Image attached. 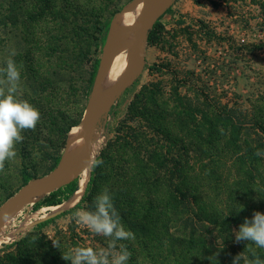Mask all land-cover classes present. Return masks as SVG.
Listing matches in <instances>:
<instances>
[{"label":"rangeland","instance_id":"1","mask_svg":"<svg viewBox=\"0 0 264 264\" xmlns=\"http://www.w3.org/2000/svg\"><path fill=\"white\" fill-rule=\"evenodd\" d=\"M132 1L0 0V95L9 94L3 71L15 50V95L40 113L0 170V208L25 185L24 174L46 175L65 157L112 20ZM143 59L97 126L93 160L100 163L78 209L95 211L96 197L112 194L133 233L121 242L130 264H232L239 254L225 262L217 244L264 258L251 242L235 241L245 218L264 212V156L256 154L264 152V0H176L147 39ZM73 181L23 209L16 223L24 227L0 247V264H71L62 254L76 247L110 250L111 237L75 222L68 211L76 204L32 217ZM188 203L198 220L186 221ZM250 259L244 255L240 264Z\"/></svg>","mask_w":264,"mask_h":264},{"label":"clouds","instance_id":"2","mask_svg":"<svg viewBox=\"0 0 264 264\" xmlns=\"http://www.w3.org/2000/svg\"><path fill=\"white\" fill-rule=\"evenodd\" d=\"M16 52H10V58L6 62L3 71L4 77L10 82L9 94L0 95V170L6 161L16 157L15 145L24 139L21 134L25 129L35 128L40 119V113L27 100L18 99L15 95L21 82V73L16 62ZM258 156H264V152L258 151ZM99 160L87 161L89 168L99 165ZM243 209V205L237 212ZM77 224L86 226L91 232L104 237H111L109 251L98 252L92 247H76L69 255L62 254L64 260H70L71 264H130L132 253L121 242L133 238V233L126 229L121 222L115 208L113 196L108 190H103L96 197V210L88 211L77 209L73 213ZM52 244L61 250V241L51 239ZM235 241H248L251 246L264 250V212L256 211L252 217L245 218L244 222L235 231ZM250 250V249H249ZM241 253L233 258L232 264H240ZM248 264H264V259L253 256Z\"/></svg>","mask_w":264,"mask_h":264},{"label":"water","instance_id":"3","mask_svg":"<svg viewBox=\"0 0 264 264\" xmlns=\"http://www.w3.org/2000/svg\"><path fill=\"white\" fill-rule=\"evenodd\" d=\"M176 0H144L141 19L134 24L137 31V41L131 55L126 64V70L118 82L112 96L96 101L94 89L100 81L104 65L108 58L113 54L115 45L105 48L99 61L98 73L94 79L93 87L90 93L89 102L85 109L81 123L83 129L82 144L76 157L62 161L48 174L36 177L27 182L13 197L8 201L11 202L10 209L0 217V231L3 225L13 217L21 208L31 201L32 194L41 187L53 188L61 184V182L70 174L79 173L87 168V161L92 160L94 135L98 124L103 118H106L110 108L114 105L121 94L134 82L137 75L144 66L143 52L148 34L152 30L158 19L171 8ZM89 168V167H88Z\"/></svg>","mask_w":264,"mask_h":264},{"label":"bare ground","instance_id":"4","mask_svg":"<svg viewBox=\"0 0 264 264\" xmlns=\"http://www.w3.org/2000/svg\"><path fill=\"white\" fill-rule=\"evenodd\" d=\"M143 2L144 0H133L123 9L122 12L116 14L112 20L110 26L111 35L108 38L107 46L109 45L110 47L111 45H115V50L104 65L103 72L105 71V75L103 76L102 73L100 81L94 89L96 101L98 102L112 96L118 82L125 73L128 58L131 55L137 41V31L134 24L141 19ZM82 136L83 129L81 126L76 125L70 128L64 147L65 157L61 158L62 161L72 159L78 155L82 144ZM97 150L98 146L93 144V152L91 155L92 160L96 157ZM89 177L90 169L88 167L79 173L68 175L62 182L73 179L77 180V189L70 196V198L61 205L41 208L38 211L32 212V217H36L38 214H42L47 211H56L58 209L72 207L77 204L85 191ZM49 189L50 188L48 187H41L35 191L31 196V201L3 225L0 231V247L9 243L13 235L24 227V224L21 226L16 223V217L20 216L25 207H28V212L31 211L30 208L32 206H36L34 204L37 203L39 199L43 198ZM10 207L11 202L7 201V204H4L0 208V217L5 214Z\"/></svg>","mask_w":264,"mask_h":264},{"label":"trees","instance_id":"5","mask_svg":"<svg viewBox=\"0 0 264 264\" xmlns=\"http://www.w3.org/2000/svg\"><path fill=\"white\" fill-rule=\"evenodd\" d=\"M170 9H168L163 15H165ZM162 15V16H163ZM161 16V17H162ZM161 17L158 19V21L161 19ZM158 21L154 24L152 30L149 32L148 34V40L150 39V36L152 34V31L153 29L157 26V23ZM70 129V128H69ZM61 160V157L58 156L55 160V165H58V163L60 162ZM97 160V159H96ZM98 168V165L95 166L94 168H92V172L90 174V178H89V182H88V186H87V189L89 188V186L94 182V174L93 172ZM22 180H23V183L26 184L27 182H29L30 180H32V177L29 175V174H24L22 176ZM77 189V182L76 180H74L73 182L67 184V186H65V188L60 191V190H57L56 192L52 193L51 196L49 198H47L43 204L46 205V206H58V205H61L64 201H67L69 199V197L74 193V191ZM58 197V198H56ZM83 198L81 199V201L79 203H77L73 208H71L68 212L69 213H74L76 209H78L80 207V204L82 202ZM187 208V209H186ZM196 211L202 215L199 210H198V207L196 208ZM203 213V212H202ZM185 218H186V221L187 222H193L194 220H198V214H196L195 212V209L192 208V205L191 203H188L187 206H185V211L182 213ZM187 227L189 226L186 225ZM191 228V227H190ZM194 228V227H192ZM141 230H143V232H146L148 231V233H150V229L149 228H142ZM201 231V230H199ZM195 245V243H192L190 242L188 244V246H193ZM215 248L220 252L222 249H223V255L225 257V259H223L225 262L232 260V257L233 255H235L236 253L238 254H241L243 253L244 255H246L247 257L249 258H252V256L250 257L249 254H248V250L243 248V247H240L239 249H233L231 246L230 247H227L225 245L221 246L220 244L216 245ZM31 251H34L33 249ZM215 251V250H214ZM248 254V255H247ZM243 255V256H244ZM23 258V257H22ZM34 259V258H33ZM264 259V258H262Z\"/></svg>","mask_w":264,"mask_h":264}]
</instances>
